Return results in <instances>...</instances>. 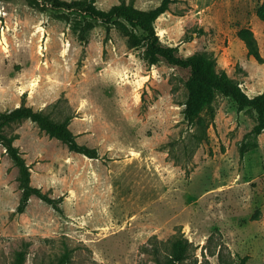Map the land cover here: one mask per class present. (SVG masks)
Returning a JSON list of instances; mask_svg holds the SVG:
<instances>
[{"label": "rangeland", "instance_id": "374dc122", "mask_svg": "<svg viewBox=\"0 0 264 264\" xmlns=\"http://www.w3.org/2000/svg\"><path fill=\"white\" fill-rule=\"evenodd\" d=\"M61 12L46 0H0V115L25 105L66 121L98 158L30 120L0 122V264L20 253L23 264H57L67 250L68 264H157L148 249L175 235L192 245L184 264H264V132L249 134L253 114L217 95L203 134L183 116L188 70L148 65L143 45L103 26L82 40ZM242 28L264 61V0H174L156 22L163 44L184 57L212 54L253 97L264 91V62L248 53ZM4 137L59 210L32 196L17 212L19 168Z\"/></svg>", "mask_w": 264, "mask_h": 264}, {"label": "trees", "instance_id": "16d2710c", "mask_svg": "<svg viewBox=\"0 0 264 264\" xmlns=\"http://www.w3.org/2000/svg\"><path fill=\"white\" fill-rule=\"evenodd\" d=\"M52 8L62 12L57 18L66 22L71 29L84 40L85 36L97 26H103L106 33L119 31L127 39L130 48L144 46V60L148 65H155L160 61L186 69L189 77L185 83L186 99L184 101V120L194 125L204 134L207 122L204 113L212 110L217 95L230 98L238 111H250L255 124L249 133L259 136L264 132V91L251 97L226 72L218 71L216 59L210 53L197 52L184 57L179 54V48L165 45L161 42L156 30V22L170 10L174 0H161L160 4L150 9H140L133 4L120 3L109 10L97 7L96 0H46ZM238 36L247 45L248 53L257 61L264 62L260 54L254 33L242 28ZM22 120H30L38 125L50 137L62 141L71 152L98 158L95 149H91L77 142L76 136L68 126V122L52 120L43 112L32 107L21 105L0 115L1 124H9ZM248 134V135H249ZM5 148L10 158L19 168V182L22 189L21 199L17 208L23 213L32 196L59 210L58 200L49 197L40 188L31 184L30 169L19 150L10 138H3ZM244 153V147L241 150ZM157 264H184L192 253V245L182 235H175L167 241L156 239L148 249ZM23 254L18 255L15 264H23ZM70 251L67 250L57 264H68Z\"/></svg>", "mask_w": 264, "mask_h": 264}]
</instances>
